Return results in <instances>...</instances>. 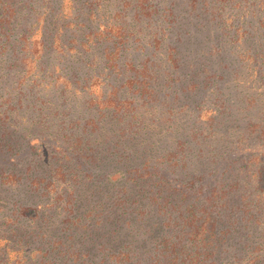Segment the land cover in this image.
<instances>
[{
  "label": "trees",
  "instance_id": "1",
  "mask_svg": "<svg viewBox=\"0 0 264 264\" xmlns=\"http://www.w3.org/2000/svg\"><path fill=\"white\" fill-rule=\"evenodd\" d=\"M104 1L0 0V264H264V0Z\"/></svg>",
  "mask_w": 264,
  "mask_h": 264
},
{
  "label": "rangeland",
  "instance_id": "2",
  "mask_svg": "<svg viewBox=\"0 0 264 264\" xmlns=\"http://www.w3.org/2000/svg\"><path fill=\"white\" fill-rule=\"evenodd\" d=\"M112 2H113V0H105L104 1L105 4H104V7L102 9L105 10V13L103 14V19H104L105 16L109 17V15L111 13H113V10L115 9V6H114V3H112ZM142 35H144V37L140 36L142 38L141 39V44H146L147 43V39L145 40L144 38L149 35V32L145 31ZM191 41H193V40H191ZM193 44L194 43H190V46L193 45ZM137 45L138 44H135L133 42H130L128 44V46L132 47V49L129 50V51H126V53L122 54L121 59H120V62L122 64H125L126 62H132L134 60H135L134 63L137 62V61L141 62L143 58H146L148 56L146 51L142 52L140 49L135 51L134 47L137 46ZM147 49H149V48L147 47ZM188 50H190V49H188ZM102 52H103V47L101 49H96L94 51V53H93V56L97 57L96 60H95V66L92 67L91 69H89L93 73H97V72H99V70L104 72L103 69H106V67H107V66H105V62H104L105 60L101 59V57H100V56H102ZM159 52H158V54H159ZM156 57L158 58V56H156ZM125 69H131V68H127L125 66ZM85 71H86V69H85ZM128 75H129V72L127 74H125L124 78L128 77ZM121 84L122 83H120L119 81L115 82V80L112 79V77L107 78V75H104V76L101 77V79L95 81V85L93 86L92 95L93 96H102L104 94V92H107V90L110 89V87L112 85L119 86ZM123 89H125V87ZM123 89H121V90H123ZM83 92L86 93V91H83ZM70 95L71 94H69V96ZM83 96H85V97H83ZM86 97H87V95H83V94L82 95H75L74 94V95L70 96L68 101L71 102V104H74V105L77 104V105H80V106L83 107L84 106L83 104H84V101H85ZM88 97H90V96H88ZM156 112H159V111L158 110L155 111V114H156L155 116H153V115L149 116V115H145L144 114L142 117H143V119L148 118V120L149 119H155L156 117H159L158 116L159 114H157ZM190 117H191V121H193V118H192V116L189 113H187V112L180 113L178 115L177 124H180L182 127H186L189 124ZM148 124L152 128H154V132H158L159 131V128L156 127V126H158L157 123H151V122L148 121ZM164 131L165 130H162V132H164ZM41 156H43V152H41V149L37 148V149L34 150L33 155L30 156V158L33 161L36 162L37 159L40 158ZM22 190H24V189H18V191L16 192V195L18 196L19 199H22L23 197H25V198H28L30 202H36L37 201V200H34L31 197H29V194H26V193L24 194V192ZM0 197H1L0 198V201H1L2 200V194L0 195ZM2 202L5 205L6 201L2 200ZM37 202H39V200Z\"/></svg>",
  "mask_w": 264,
  "mask_h": 264
}]
</instances>
